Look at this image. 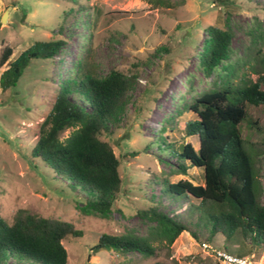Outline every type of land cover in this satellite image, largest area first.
<instances>
[{"label":"rangeland","instance_id":"374dc122","mask_svg":"<svg viewBox=\"0 0 264 264\" xmlns=\"http://www.w3.org/2000/svg\"><path fill=\"white\" fill-rule=\"evenodd\" d=\"M74 1L0 0V51L6 46L12 49L9 61L35 42L66 43L52 59L32 60L15 87L0 90V216L11 225L22 209L72 223L83 235L63 240L68 264H219L202 251V242L225 247L252 264H264V251L253 258L250 241L220 234L209 238L210 226L201 219L196 203L176 201L163 193L165 180L203 185L201 169L190 168L182 175L174 168L180 145L197 148V139L183 134L184 123L196 119L189 106L228 82L236 85L257 79L256 57L264 51V0ZM208 26L233 33L229 59L209 77L199 64ZM83 59L98 68L99 77L111 70L137 76L111 133L100 136L112 146L121 179L107 219L84 216L80 189L31 155L38 127L60 86L75 78ZM6 69L7 64L0 75ZM250 121L257 122L261 131ZM239 129L264 205V106L247 104V118ZM71 132L64 131L61 139ZM150 207L182 222L187 231L171 245L154 237L155 254L149 258L113 249L90 252L103 234L148 236L155 224L137 212ZM7 264L16 263L10 259Z\"/></svg>","mask_w":264,"mask_h":264},{"label":"trees","instance_id":"16d2710c","mask_svg":"<svg viewBox=\"0 0 264 264\" xmlns=\"http://www.w3.org/2000/svg\"><path fill=\"white\" fill-rule=\"evenodd\" d=\"M74 3V0H68ZM160 4L161 0H146ZM228 1V0H226ZM207 41L199 57L205 76L212 75L219 65L228 60L233 33L216 26L205 28ZM63 40L35 42L15 60L10 47L0 51V90L16 86L32 60H47L57 56L65 45ZM253 82H228L225 86L207 91L196 98L189 111L196 119L184 123L185 137H195L197 148L190 143L180 145L174 153V168L186 175L190 168L203 171V185L190 181L170 183L165 180L163 193L173 200L186 199L197 204L201 219L210 226L209 238L220 234L225 239L238 237L250 241L255 250L253 258L264 251V205L260 198L262 187L255 186L252 162L242 147L239 125L247 118V104L264 106V51L256 57ZM137 80L111 70L105 77L98 76V68L83 59L77 65L75 78L60 86L51 107L39 125L38 138L31 155L80 189L85 200L80 208L84 216L109 218L111 208L121 188L119 161L112 146L100 136L111 133L126 105L128 95ZM250 126L261 131L258 123ZM72 129L61 139L64 131ZM137 214L155 224L146 237L132 233L114 236L103 234L90 248L92 254L113 249L119 253L137 252L143 257L154 256L152 240L158 238L168 245L187 231L186 225L156 207L141 209ZM10 225L0 216V264L11 259L16 264H68L63 240L68 236L82 237V232L64 220L46 218L18 210ZM194 238H197L193 234ZM225 249V247H222Z\"/></svg>","mask_w":264,"mask_h":264},{"label":"built area","instance_id":"2783aa9c","mask_svg":"<svg viewBox=\"0 0 264 264\" xmlns=\"http://www.w3.org/2000/svg\"><path fill=\"white\" fill-rule=\"evenodd\" d=\"M202 251L209 253L219 264H252L250 259L243 256H235L224 248L212 247L207 242L201 243Z\"/></svg>","mask_w":264,"mask_h":264},{"label":"water","instance_id":"95a60500","mask_svg":"<svg viewBox=\"0 0 264 264\" xmlns=\"http://www.w3.org/2000/svg\"><path fill=\"white\" fill-rule=\"evenodd\" d=\"M5 19H6V15L3 16V18H2V23L5 22Z\"/></svg>","mask_w":264,"mask_h":264}]
</instances>
